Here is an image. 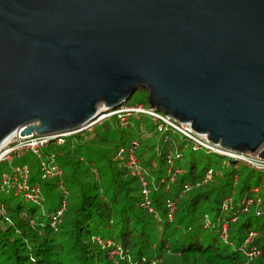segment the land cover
<instances>
[{"label":"water","instance_id":"1","mask_svg":"<svg viewBox=\"0 0 264 264\" xmlns=\"http://www.w3.org/2000/svg\"><path fill=\"white\" fill-rule=\"evenodd\" d=\"M140 89L264 159V0H0V146L79 132Z\"/></svg>","mask_w":264,"mask_h":264},{"label":"trees","instance_id":"2","mask_svg":"<svg viewBox=\"0 0 264 264\" xmlns=\"http://www.w3.org/2000/svg\"><path fill=\"white\" fill-rule=\"evenodd\" d=\"M140 90L142 99L133 104L149 106L147 91ZM141 124L129 119L122 127L111 116L95 124L89 138L78 132L60 143L50 140L42 156L59 164L67 194L55 180H41L38 168L31 170L30 181L41 186L42 208L0 190V264H264V173L193 148L184 153L185 138L174 145L179 135L153 124L144 125L159 135V144L140 140ZM132 141L150 189L151 211L140 206V181L126 155L118 158L119 149L127 150ZM174 148L181 153L174 163L180 172L173 168L171 180L166 154ZM209 169L211 178L202 183ZM186 183L191 188L183 191ZM256 186L259 214L254 204L247 210L240 205ZM55 190L59 201L53 205ZM167 199L176 200L171 220ZM63 200L60 221L53 225L51 215ZM221 219L228 224L226 241ZM106 240L112 244L103 248ZM116 246L123 254L112 253ZM251 248L260 251L252 260L246 255Z\"/></svg>","mask_w":264,"mask_h":264},{"label":"built area","instance_id":"3","mask_svg":"<svg viewBox=\"0 0 264 264\" xmlns=\"http://www.w3.org/2000/svg\"><path fill=\"white\" fill-rule=\"evenodd\" d=\"M132 115L139 117L140 115H145L150 118L153 124L156 126L157 130L160 132L170 131L173 134H177L185 138L188 142L193 143V149L204 151L206 153L215 154L222 156L227 160H233L235 162H240L244 166L264 173V159L258 157L257 154L251 153H239L232 150H227L220 147L218 144H213L204 134H200L191 129L189 123L178 122L175 119L166 116L162 112L155 110L151 106H143L141 104H123L116 109L106 112L100 115L94 122V124L101 122L103 119L115 116L119 124L122 127H126L129 124V119ZM93 124V125H94ZM92 126V125H91ZM90 127V126H88ZM87 127V128H88ZM86 129V128H85ZM71 133H60L59 135H37L32 133L30 135H20L18 132L11 135L9 139L2 143L0 146V164L3 162H8L10 167L7 171L0 175V190L12 194L14 196L20 197L23 200L30 202L38 207H43L44 198L41 191V186L37 182H31V170L28 164L12 165V161L16 157L24 156L25 153H31L39 158L38 169L39 177L41 180H55L59 185V188L64 194H67V190L63 184L62 180V170L59 164L53 159L49 160L43 159L42 150L48 145L50 140L56 139L57 143L62 142V138L68 136ZM136 141H132L127 148V150L120 148L118 152V158H122L126 155V160L130 166V172L139 178L141 185V196L142 200L140 203L141 207L147 208L149 211L152 210L150 206L149 193L150 189L148 182L145 179V171L141 167L140 159L136 155ZM181 158V153L176 149H169L166 154L167 162V173L171 176V180L174 175H172V169L177 173L180 170L174 166L175 160ZM211 169H209L202 183L206 182L211 178ZM200 182L196 183L198 185ZM191 188V185L184 184L183 191H187ZM259 186L252 189V197H247L240 201V205L243 210L254 204L256 208V214H259L258 207L261 203V197L255 192H258ZM229 200L226 199L223 204V209L226 210L228 207ZM66 201L63 200L59 208L51 215V224L55 225L60 221L62 212L65 208ZM176 200L167 199L165 202L166 217L172 219L175 211ZM209 225L208 222L205 224ZM221 237L223 240L228 238V224L227 221L221 219ZM102 247L109 246L112 244L111 241L106 240L101 242ZM112 253L123 254V250L120 246H116ZM260 253L255 248H251L246 255L248 257L257 256Z\"/></svg>","mask_w":264,"mask_h":264},{"label":"rangeland","instance_id":"4","mask_svg":"<svg viewBox=\"0 0 264 264\" xmlns=\"http://www.w3.org/2000/svg\"><path fill=\"white\" fill-rule=\"evenodd\" d=\"M143 93L144 92L142 90H136L133 93V95L129 98V100L127 101V104H133L135 102H140L141 99H142ZM141 105L146 106L145 104H142V103H141ZM140 121L143 122V124H141L140 129L138 131L139 132L138 133V136H139L140 140L146 139V140H150L151 143H154V144L157 143V144H159V142H160L159 139H158L159 138L158 137L159 135L156 136L155 134H152L151 131H149L147 128H145V125H148V124L149 125H152L153 124V122L150 120L149 117H147L145 115H140L139 117H136L135 115H132L130 117V122H132V123L133 122L137 123V122H140ZM98 124H100V122L96 123V125H98ZM94 126H95V124L92 125V126H90V127H88V128H86V129H83V131H79V134H81V133L84 132L83 137H87V138L91 137L93 135L92 128ZM96 129H98V128H96ZM75 133H78V132H75ZM75 133H73V134H75ZM69 135H71V134H69ZM181 141H182V137L181 136H177L173 140V143H174V145H177ZM185 143H186V146L183 149L184 150V153H189L190 151H192V148H193L194 144L193 143H190V142H187V141H185ZM148 155H150V151L148 152ZM37 160H38V157H36L35 155L27 152V153L24 154V156L14 158L13 161H12V165H21V164H24L25 163V164H28L30 170L33 171V169L35 170V169L38 168V162H37ZM182 161H184V160H181L180 163H182ZM0 165H2V167L0 169V175L3 172L7 171L9 169V167H10V165H9L8 162H3ZM238 165L241 166L243 164L240 163V162H238ZM32 171H31V175H32ZM50 181L53 182L54 180H50ZM260 190H261V188H259L258 189V192H255V193L257 195H259ZM58 201H59V193H58V190H55L54 191V198H53V205H56L58 203ZM254 257H256V256H252V257H250V259L252 260ZM128 260H131V258L129 257Z\"/></svg>","mask_w":264,"mask_h":264},{"label":"bare ground","instance_id":"5","mask_svg":"<svg viewBox=\"0 0 264 264\" xmlns=\"http://www.w3.org/2000/svg\"><path fill=\"white\" fill-rule=\"evenodd\" d=\"M9 138H11V137H9ZM9 138H8V139H9Z\"/></svg>","mask_w":264,"mask_h":264}]
</instances>
